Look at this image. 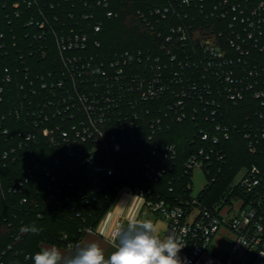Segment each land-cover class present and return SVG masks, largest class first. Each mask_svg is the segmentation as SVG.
I'll use <instances>...</instances> for the list:
<instances>
[{
	"label": "built area",
	"instance_id": "1",
	"mask_svg": "<svg viewBox=\"0 0 264 264\" xmlns=\"http://www.w3.org/2000/svg\"><path fill=\"white\" fill-rule=\"evenodd\" d=\"M74 1L84 9L102 10L109 19L123 12L132 16L153 41L146 48L104 52L99 38L103 22H92L93 12L79 17L53 13V22L43 12L41 30L34 35L41 44L29 54L39 53L46 66L54 67L43 73L28 64L4 70L0 130L7 118L24 119L30 128L18 132L17 139L11 135L16 143L0 152L3 167L23 151L33 154L42 138L58 150L53 167L43 168L49 189L57 193L63 183L77 184L79 179L67 177L78 169L98 176L94 184L104 183L102 176L116 174L120 155L135 156L145 177L158 182L177 167L180 154L178 143L166 140L167 133L187 124L182 134L193 151L181 176L187 178L183 193L165 198L125 187L95 230L83 232L111 236L117 223H125L114 209L127 194L137 199L138 213L147 210L168 222L167 233L185 245L178 254L183 264H243L248 256L253 264H264V0H165L132 12L128 9L140 0L119 2L112 9L109 0ZM49 6L55 7L53 2ZM12 83L16 95L6 108ZM9 130L1 132L6 137ZM235 135L260 160L239 171L225 196L205 205L199 195L222 173L227 157L221 147ZM197 171L208 181L194 197ZM225 229L233 236L232 247L221 260L210 250Z\"/></svg>",
	"mask_w": 264,
	"mask_h": 264
},
{
	"label": "trees",
	"instance_id": "2",
	"mask_svg": "<svg viewBox=\"0 0 264 264\" xmlns=\"http://www.w3.org/2000/svg\"><path fill=\"white\" fill-rule=\"evenodd\" d=\"M109 1L111 9L119 2L129 4L127 0ZM49 2H53L55 7L50 8ZM163 2L165 0H140L128 10L132 12L139 8L146 9ZM78 4L74 0L67 4L65 0H0V85H4L2 77L6 68L15 71L28 64L33 66L34 71L43 73L54 67L53 64L46 66L39 53L32 56L29 54L31 48L38 50V45L41 44L34 35L41 30L43 12L51 22L53 13H60V17H64L68 12L79 17L81 12H93L95 19L92 22H103L99 38L104 52L146 48L153 41L152 35L141 32L140 27L134 25L132 16L128 17L124 12L119 18L109 19L102 10L90 7L84 9ZM20 80L21 76H18L17 81ZM15 87V83L7 85L9 95L6 108L14 100ZM232 110L231 119L234 118V109ZM186 125H176L167 133L166 140L178 143L180 154L177 167L158 182L145 177L144 168L135 156L120 155L115 157L116 174L113 177L102 176L104 183L94 184L98 176L85 168L78 169L74 177H67V180L79 179L77 184L75 182L73 187H67L63 183L60 193H57L56 190L49 189L50 179L46 177L43 168L53 167L58 150L49 147L42 138L36 142L33 154L23 151L15 163L9 160L6 167L0 162V264H34L32 256L43 248L54 245L67 249L68 245L81 244L86 236L83 231L88 228L95 230L113 204L118 191L125 187L152 190L154 194L165 198L180 196L187 182L186 177H181L185 162L193 151L191 143L182 134ZM1 127L2 130L10 129V134L5 137L0 130V152L15 145L16 134L30 128V124L24 119L7 118ZM11 135H16V138L10 141ZM242 139L235 135L223 143L221 148L226 154L227 162L217 181L206 186L199 195L203 204L212 205L225 196L239 171L259 162L260 158L247 151ZM23 153L26 154L25 159L20 158ZM170 187H173V193L169 191ZM81 196L88 198L90 204L85 205ZM24 200L26 201L23 202ZM32 225L42 231L39 234L20 232L22 227Z\"/></svg>",
	"mask_w": 264,
	"mask_h": 264
},
{
	"label": "clouds",
	"instance_id": "3",
	"mask_svg": "<svg viewBox=\"0 0 264 264\" xmlns=\"http://www.w3.org/2000/svg\"><path fill=\"white\" fill-rule=\"evenodd\" d=\"M40 231L35 225L20 229L21 233ZM161 231L160 222L130 218L123 225L117 223L111 236L101 232L115 247L107 258L98 243L87 242L76 244L68 254L54 245L46 247L32 260L34 264H183L178 256L185 246L182 240L170 232L161 238Z\"/></svg>",
	"mask_w": 264,
	"mask_h": 264
},
{
	"label": "crops",
	"instance_id": "4",
	"mask_svg": "<svg viewBox=\"0 0 264 264\" xmlns=\"http://www.w3.org/2000/svg\"><path fill=\"white\" fill-rule=\"evenodd\" d=\"M115 213H121V217L125 220V223L130 218H138L140 220H152L154 222H160L161 224V238H163L168 229V222H166L161 217L152 214L148 212L147 210L139 211V204L136 198H133L132 196H128L127 194H122L115 204ZM124 223V224H125ZM166 230V231H165ZM87 242H96L99 244V246L103 249L105 257L107 258L113 251H115V247L111 242H109L107 239L94 234H88L86 235L81 244L87 243ZM62 252L65 254H68L69 249H61Z\"/></svg>",
	"mask_w": 264,
	"mask_h": 264
},
{
	"label": "rangeland",
	"instance_id": "5",
	"mask_svg": "<svg viewBox=\"0 0 264 264\" xmlns=\"http://www.w3.org/2000/svg\"><path fill=\"white\" fill-rule=\"evenodd\" d=\"M205 174L202 171L194 173L192 181V194L196 197L207 184ZM233 236L225 230H221L213 239L210 252L221 260H225L232 247ZM243 264H253V257L248 256ZM256 264V263H255Z\"/></svg>",
	"mask_w": 264,
	"mask_h": 264
}]
</instances>
